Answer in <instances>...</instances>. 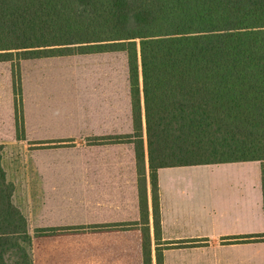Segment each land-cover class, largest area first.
Returning <instances> with one entry per match:
<instances>
[{"label": "trees", "instance_id": "trees-1", "mask_svg": "<svg viewBox=\"0 0 264 264\" xmlns=\"http://www.w3.org/2000/svg\"><path fill=\"white\" fill-rule=\"evenodd\" d=\"M109 51L126 52L140 209L145 144L159 240V168L264 161V0H0V61ZM13 189L0 163V264H33Z\"/></svg>", "mask_w": 264, "mask_h": 264}, {"label": "crops", "instance_id": "crops-1", "mask_svg": "<svg viewBox=\"0 0 264 264\" xmlns=\"http://www.w3.org/2000/svg\"><path fill=\"white\" fill-rule=\"evenodd\" d=\"M2 62L0 145L5 150L15 116L10 66L4 70ZM47 107L52 113L55 105L50 101ZM38 128L33 156L6 162L2 152L0 160L14 187L12 203L26 219L33 264H144V226L151 264L158 247L162 264H264V161L159 168L156 240L145 144L142 212L133 142L106 137L83 144L74 155L65 141L60 147L54 141L53 126ZM94 133L107 135L101 127ZM230 237L240 241L230 243Z\"/></svg>", "mask_w": 264, "mask_h": 264}, {"label": "rangeland", "instance_id": "rangeland-1", "mask_svg": "<svg viewBox=\"0 0 264 264\" xmlns=\"http://www.w3.org/2000/svg\"><path fill=\"white\" fill-rule=\"evenodd\" d=\"M2 64L4 70L10 66L13 94L16 89L20 92V101L14 94V116L16 111L19 123L12 122V143L5 150L0 145L6 162L33 156L35 131L45 125L56 130L54 141L59 147L65 141L74 155H79L82 145L89 141L120 136L123 141L134 140L126 52L74 53L19 61L14 57ZM46 78L53 84L46 85ZM22 95H26L24 104ZM50 101L55 105L52 113L47 107ZM98 127L107 135L98 137L100 134L94 133ZM14 252L7 256L8 264H13Z\"/></svg>", "mask_w": 264, "mask_h": 264}]
</instances>
